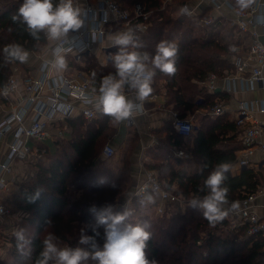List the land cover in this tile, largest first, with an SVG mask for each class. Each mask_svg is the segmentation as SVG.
I'll return each mask as SVG.
<instances>
[{
    "label": "trees",
    "instance_id": "1",
    "mask_svg": "<svg viewBox=\"0 0 264 264\" xmlns=\"http://www.w3.org/2000/svg\"><path fill=\"white\" fill-rule=\"evenodd\" d=\"M117 1L128 9L142 2L155 11L149 30L146 33L136 32L145 45L141 51L154 54L156 44L162 39L178 45L177 72L167 76L157 70L152 84L153 92H159L165 80L170 101L180 110L182 117L200 107L210 109L215 105L222 94H210L200 83L212 72L223 76L225 71L234 70L231 57L242 42L240 36L236 37L237 30L228 25H199L194 19L181 15L182 4L193 0H173L165 8L164 0ZM229 1L239 7L237 0ZM22 2L0 0V89L14 65L27 69L24 62L5 61L3 49L6 46L19 44L28 52H38L48 43L43 34L40 39H34L23 24L13 22L12 17ZM209 12L207 9L204 14ZM84 65L81 69L89 74L92 87L97 91L102 78L115 72L112 61L105 66L96 56L86 57ZM197 96L203 98L204 102L201 100L195 104L193 101ZM66 122L74 128L72 138L63 148L48 152L46 163L37 162L36 172L20 184L18 194L8 199L7 203L22 218L15 231L25 229L31 243L21 253L13 236L9 258L0 259V264H34L42 247L43 235L48 231L59 237L60 246H77L82 229L91 234L88 230V226L94 222L88 211L91 205L119 203L132 195L134 162H130L128 157H125L118 174L110 172L112 182L100 183L108 173L101 174L99 169L109 161L103 156V141L113 137V121L102 115L98 121L87 122L76 114ZM195 126V136L187 148L186 138L178 134L172 121L168 120L162 128L167 133L166 137L159 146L147 151V155L156 160L148 165V170H156L162 186L186 202L184 211L178 209L181 208L179 206H173L163 215H158L154 210L139 219L132 217L133 222L148 220L151 225L149 230L153 235L146 250L148 258L155 259L158 264H264L263 234L248 235L247 225L233 228L231 224L234 219L229 214L218 222L210 223L202 211L188 206L190 199L204 195L200 188L215 164L229 161L233 165L237 153L243 148L240 129L228 114L216 118L205 115ZM184 147L191 156L190 164H195L191 172L177 167L179 159L175 158L174 151ZM134 149L132 154L135 155ZM205 163L208 168L201 171ZM227 177L226 184L230 191L229 203L225 208L233 202L237 203L246 194L264 188V174L253 167L245 168L238 174L231 169ZM113 183L115 188L111 187ZM38 188L42 189L40 198L30 202L29 197ZM76 194H80L81 198L72 200ZM148 195L153 196V193ZM139 200L133 199L132 212L147 205L156 207L155 203L142 207ZM46 220L52 223L46 224Z\"/></svg>",
    "mask_w": 264,
    "mask_h": 264
},
{
    "label": "built area",
    "instance_id": "2",
    "mask_svg": "<svg viewBox=\"0 0 264 264\" xmlns=\"http://www.w3.org/2000/svg\"><path fill=\"white\" fill-rule=\"evenodd\" d=\"M193 1H197V4L192 5L190 1L180 7L181 9L187 6L190 13L183 16L194 19L199 25L210 27L228 25L230 28H235L238 32L236 36L238 38L240 36L246 45L244 51L235 49L236 52L231 57L233 71H225L223 76L212 72L203 81L207 92L215 94L219 90L220 93L233 94L239 83L242 86L256 83L264 88V0H253L251 5L243 10L229 0H209V7L204 10L209 9L210 12L206 15L205 11L201 12L204 0ZM172 2L173 0H164L163 7ZM83 9L86 12V22L78 32L70 33L71 43L65 45L67 50L63 53L66 60V67L63 70L54 67L52 50L55 43L48 40L50 47L41 55L42 65L39 70L35 73H27L20 66L14 65L5 85L0 89V99L9 106L0 120V137L11 138L6 142L8 146L6 157L0 162V216L13 214L5 204L4 194L9 189L7 176L16 161L41 159L46 152L42 149L46 148L43 144L48 139H52V126L66 122L76 114L87 122H94L103 115L96 110L94 102L90 103L83 99L82 94L93 98L98 95V91L92 87L91 80L85 75L86 72H71L73 68L70 61H81L91 46L103 45L109 28L132 27L138 33H146L151 27L155 12L142 2L128 9L117 0H98L95 5L89 4ZM213 11H217L218 14H214ZM91 29L102 32L103 39L93 41ZM243 47L240 45V48ZM106 49L107 55L109 52L111 55V48ZM5 88L7 94L4 92ZM155 98H158L157 93L149 97V99ZM145 111L144 103L143 112L134 113L124 121L125 125L128 128L134 127L137 115ZM226 111L224 104L215 103L207 114L211 118H216L224 115ZM255 112L264 114V103L240 101L236 110L235 121L241 132L243 148L235 164L242 169L250 166L256 152H260L264 157V122L255 117ZM172 125L176 132L185 138L191 137L195 131L193 121L176 112L172 113ZM103 156L109 160L116 156V149L112 144L105 145ZM177 156L186 158L187 154L184 150H180ZM150 192L153 193V204L156 205L155 210L158 215H163L173 206L186 205L183 198L162 186L155 171L145 170L144 177L121 208L126 207L133 211V199H142ZM262 196H264V188L246 194L236 203L238 208L228 212L234 219L231 224L233 228L247 225L248 235L260 233L264 235V215L256 210L257 200ZM3 246L4 237L0 232V249Z\"/></svg>",
    "mask_w": 264,
    "mask_h": 264
},
{
    "label": "clouds",
    "instance_id": "3",
    "mask_svg": "<svg viewBox=\"0 0 264 264\" xmlns=\"http://www.w3.org/2000/svg\"><path fill=\"white\" fill-rule=\"evenodd\" d=\"M253 0H237L240 9L248 8ZM180 14H188L187 6L180 9ZM13 22L23 24L28 34L40 39L41 34L54 42L52 50L53 65L57 70L66 67L63 53L65 45L71 43L70 33L78 32L86 22V12L77 5L76 0H23L12 17ZM93 41L103 39V33L91 29ZM112 47L118 50L110 59L115 68L114 73L104 76L98 88V95L89 98L82 94L87 102L93 103L98 112L120 123L128 120L134 113L144 110V103L153 92L152 84L157 70L167 76L177 72L178 45L169 40H160L155 46L154 54L141 51L145 45L132 27L117 31L110 36ZM6 62H27L29 52L19 44L8 45L3 49ZM7 94V89L4 90ZM229 161L216 163L203 181L201 197L192 198L188 206L202 211L205 219L215 223L235 210L238 204L233 202L230 208L227 174L231 170ZM208 168L205 163L201 171ZM105 183V180H100ZM115 188V183L111 184ZM42 189H37L29 197L30 202L40 198ZM153 196L146 195L140 199V206L153 203ZM93 216V223L88 226L91 234L84 229L80 232L77 246H60L59 237L52 231L43 235L41 250L34 264H158L147 255L148 242L153 233L149 230L148 220L133 222L134 213L120 207L118 203L106 202L100 206L91 205L88 209ZM46 220V224H51ZM102 229V232H101ZM14 236L17 250L23 253L31 243L26 230H16ZM102 241V242H101Z\"/></svg>",
    "mask_w": 264,
    "mask_h": 264
},
{
    "label": "crops",
    "instance_id": "4",
    "mask_svg": "<svg viewBox=\"0 0 264 264\" xmlns=\"http://www.w3.org/2000/svg\"><path fill=\"white\" fill-rule=\"evenodd\" d=\"M97 1L98 0H77V5L84 8L85 6L89 4L95 5ZM209 2H210L209 0H204V4L202 5L201 12L205 11L204 9L209 7L208 6ZM191 4L196 5L197 1H192ZM224 11H227V10L224 9ZM213 13L218 14L217 11L216 12L213 11ZM126 29L127 28H123V27L122 28H119V27L109 28L103 45L95 44L91 46V48L85 52L81 61H76V62L70 61L71 68H73L71 72L83 73V70L81 69V67L85 66L84 60L86 57H91V56H96L99 62L106 66L111 61L110 59L111 55L114 54L115 51L117 50L116 47H112L111 45V40H110L111 34L117 31H124ZM49 47L50 45L48 43L38 52H29V61L24 62L27 68V69H24L25 72L28 71L29 73L30 72L35 73L39 70V68L42 65L41 55L46 53ZM106 48H111V52H112L111 55H109L110 52L108 54L109 56L107 55L108 52ZM236 49H240L241 51H244L245 47L243 48L236 47ZM48 56L50 55L48 54ZM85 75L89 77V74L87 72L85 73ZM165 82L166 81L164 80L162 89L159 92H155L157 93L158 98L148 99L145 102L146 111L143 114L137 115V117L135 118L134 127L128 128L124 122L117 123L113 121V124L116 125L117 130L114 133L113 137L110 139L112 143L110 142L108 143L112 144L114 148L116 149V144L118 143V141H120L122 142L124 148L130 149L131 147L132 148L134 147L137 150L138 155H134L135 163H133V166H132V177H133V183H134L133 188H135V186L139 184L141 179L144 177V172L145 170H148L147 168L148 165L156 162V160H154L153 158L147 155V151L150 148L159 146L160 141L166 137L167 133L166 131H162V128L164 127L166 122H168V120L172 121V113L176 112L180 116H182L180 110L176 108L173 102L170 101V97L167 94V89L164 86ZM200 84L202 87L204 86L203 82ZM152 94H154V92ZM216 94L218 95L222 94L221 97L216 100V103H222L225 105L227 109L225 115L228 114L232 120L236 119V115H237L236 110L238 109V105L240 101H249V102L258 101V102L264 103V88L261 87V84H256V83L254 85L246 84L244 86H242V84L239 83L236 88V91L233 94H224L220 92ZM201 100L204 102L203 98H200L199 96H197L194 98L193 102L197 104V103H200ZM8 108L9 106L2 99H0V120L4 117L5 113L8 111ZM208 110L209 109H204L203 107H200L197 110H195L193 113L187 112L185 118L193 121L194 125H197L198 117L201 119L205 115H208L207 114ZM255 117L261 122H264V114L255 112ZM100 118L101 117H99V119ZM73 130L74 128L71 125H68L67 122L66 123L62 122L58 125H54L51 128L52 139H48L43 145H46L47 147H52L54 146V144L61 143L62 141H69L72 138ZM194 136H195V133H193L191 137L186 138L187 148L192 144V140ZM10 139L11 138L5 139V138L0 137V162H2L6 157V154L8 152V146L6 142L10 141ZM186 147H184L183 149H178L174 151L175 158L179 159L178 163L174 159L172 160L177 163V167L185 168L188 171L189 167L192 170L193 165L190 164L189 159H191V156L189 153H187ZM48 149L51 150V152H55L56 150H58V148H55V149L48 148ZM180 150H184L186 152L187 154L186 158L177 156V153ZM239 152L237 153V157L239 155ZM135 154H136V151H135ZM31 161L32 159L27 162L16 161L12 165V171L7 176L9 180V189L4 194L5 201H6L7 194L9 195L11 194L10 196H12L13 194H18L20 192V184L24 180H27L29 175L32 174L33 169L35 168L34 166L33 167L31 166L33 163ZM252 161L253 162L250 164L249 167H253L256 170H259L260 172L264 174V157L262 156V154L260 152H256ZM231 169L234 174H238L243 170L242 168L238 167L235 163L232 165ZM119 171L120 170H118L117 173L112 171L111 173H114L116 175L119 173ZM109 174L110 172H108L106 175V178H104L105 183H110V180L112 179V177ZM126 200L127 199H124L121 202H119L118 203L119 206L121 207L122 204H124ZM256 204H257L256 206L257 212L261 215H264V196L260 197L257 200ZM7 217L9 216H0V224L4 223ZM1 250L2 249H0V252ZM5 255H7V252Z\"/></svg>",
    "mask_w": 264,
    "mask_h": 264
},
{
    "label": "rangeland",
    "instance_id": "5",
    "mask_svg": "<svg viewBox=\"0 0 264 264\" xmlns=\"http://www.w3.org/2000/svg\"><path fill=\"white\" fill-rule=\"evenodd\" d=\"M236 37H234V38L236 39ZM241 45H243L244 47L246 46V45H244L243 42H241ZM28 61H29V59H28ZM74 73H76V72H74ZM200 121H201V119L198 117V119H197V125H199ZM112 128L116 132L117 127H116L115 124H112ZM108 142L112 143L110 141V139H106V140L103 141V145L105 146V144L108 143ZM65 143H67V141H62L61 143L54 144V146H52V147H47L46 145H43L44 147H46V148H42L43 150H46V152L43 154V157L41 159L38 158V160L36 158H32V161L31 162H33V163H32V165L31 164H29V165H31L32 167L34 166V168H35L36 167L35 164L37 162H39V161H41L43 163H46L47 154H48V152L51 153V150H49L48 148H53V149H55V148H63V145H66ZM133 148L131 149V152H130V149L129 148H127V149L124 148L122 142L118 141V143L116 144V152H117L116 153V156L111 161H108V162L106 161V163L103 165V167L99 169V171L102 172L101 174H104L106 172H111V171H114L115 173H117L118 170H122L123 162L125 160V157H128L129 160H130V162L133 161L135 163V161H134L135 159H134V156H133L134 154H132ZM134 151H136V154L135 155H138L137 154V150L134 149ZM189 160L191 162V159H189ZM194 167L195 166L193 165L192 168H194ZM188 169H189L188 171L191 172V168L189 167ZM34 172H36V168L33 169L32 174ZM31 175H29V177ZM111 181H113V179H111L110 182ZM10 195L9 194L6 195L5 204L7 205L8 208H10L13 211V214L8 215L9 217H7V219L5 220V222L2 223V224H0V232L2 233V236L4 237V246H3V248H2V250L0 252L1 253L0 259H7V258H9L8 253H9V249L11 247V242L10 241H11V239L14 236L13 233L15 232L16 226L22 220V218L20 217V215L19 216L16 215L18 213L15 211L14 207L7 203L8 202V199L7 198H9V200L11 199V196ZM76 195L77 196H73L72 197V200H74L75 198H78V197L81 198L80 194H79V196H78V194H76ZM180 207L181 208H178V209H180L181 211H184L186 205L180 206ZM154 210H155V206H150V205H147V206H145L143 208H139V209L136 210V212H133L134 213L133 218L139 219L140 216H143V215H146V214H151ZM6 252H7V255H5Z\"/></svg>",
    "mask_w": 264,
    "mask_h": 264
},
{
    "label": "water",
    "instance_id": "6",
    "mask_svg": "<svg viewBox=\"0 0 264 264\" xmlns=\"http://www.w3.org/2000/svg\"><path fill=\"white\" fill-rule=\"evenodd\" d=\"M219 92V90L217 91V93Z\"/></svg>",
    "mask_w": 264,
    "mask_h": 264
}]
</instances>
